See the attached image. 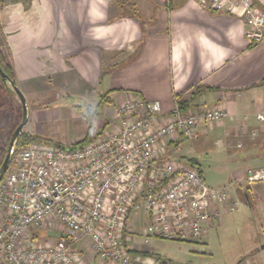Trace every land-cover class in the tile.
<instances>
[{
    "label": "crops",
    "instance_id": "obj_1",
    "mask_svg": "<svg viewBox=\"0 0 264 264\" xmlns=\"http://www.w3.org/2000/svg\"><path fill=\"white\" fill-rule=\"evenodd\" d=\"M254 1L264 8V0ZM121 2L134 3L146 20L144 32L137 18L121 15L127 13L116 7ZM0 19L15 82L25 89L43 92L45 81L63 77L87 100L106 99L115 107L138 95L160 102V122L178 99L191 97L188 110L221 107L224 118L201 124L196 138H166L157 161L191 164V158L204 180L212 175L209 185L229 186V201L204 233L222 225L220 213L233 202L236 209L238 198L245 213L264 218V181L246 180L264 168V119L256 117L264 116V40L251 44L237 15L193 0H5ZM103 68L107 73L100 76ZM114 116L101 125L104 133L117 126ZM148 223L132 211L125 240L132 227L143 232ZM260 244L238 264H264Z\"/></svg>",
    "mask_w": 264,
    "mask_h": 264
},
{
    "label": "built area",
    "instance_id": "obj_2",
    "mask_svg": "<svg viewBox=\"0 0 264 264\" xmlns=\"http://www.w3.org/2000/svg\"><path fill=\"white\" fill-rule=\"evenodd\" d=\"M193 1L237 15L251 44L264 40V9L254 0ZM159 112V101L135 95L118 104V124L102 136L76 145L32 140L13 156L0 180V264H82V238L100 264H168L127 245L130 211L147 217L143 233L171 240L196 238L217 221L229 186L208 185L194 165L157 161V147L176 135L196 138L201 124L222 120L225 111L182 110L175 102L163 122ZM246 180L264 181V168ZM43 227L62 233L41 242Z\"/></svg>",
    "mask_w": 264,
    "mask_h": 264
},
{
    "label": "rangeland",
    "instance_id": "obj_3",
    "mask_svg": "<svg viewBox=\"0 0 264 264\" xmlns=\"http://www.w3.org/2000/svg\"><path fill=\"white\" fill-rule=\"evenodd\" d=\"M0 1L4 5L5 0ZM115 11L112 9L111 12ZM1 49L7 56L9 52L11 54L10 47L3 37H1ZM10 56L12 61V55ZM15 84L25 97L28 112L27 121L21 132L36 135L42 140L47 139L55 145L83 144L100 137L104 134V127L101 129V125L107 126L112 118L115 119V105H110L106 99L87 100L88 96L83 97L82 90L77 91V85L69 79L63 77L48 79L45 81L46 88L43 92L35 91L32 87L25 89L16 82ZM21 118L22 107L15 92L6 93L0 90V163L3 154L6 153L9 139ZM97 125L99 127H96ZM249 150L247 151L252 152V149ZM211 176L206 175L205 180L208 185H214V179L209 178ZM240 194L242 195V191ZM237 200L240 204L236 209L228 208L224 213H220L221 226L211 227L207 233L203 232L196 238L171 240L156 235H146L141 229L132 227L131 229L136 231L129 234L127 245L136 251L145 250L158 255L166 259L168 264H238L255 244L261 243L260 245L264 246V218L259 213H245L242 200L239 198ZM133 213L140 214L138 211ZM61 233V228L51 231L44 230L43 227L40 241H53ZM125 233H128L127 229ZM77 246L82 264H100L87 238H82Z\"/></svg>",
    "mask_w": 264,
    "mask_h": 264
},
{
    "label": "trees",
    "instance_id": "obj_4",
    "mask_svg": "<svg viewBox=\"0 0 264 264\" xmlns=\"http://www.w3.org/2000/svg\"><path fill=\"white\" fill-rule=\"evenodd\" d=\"M3 4L1 3L0 1V7L2 6ZM124 6H125V10L127 13H122L121 15H125V14H129L130 16L132 17H135L138 19L139 23H140V27H141V30L142 32L145 31V22L146 20L144 19V17L137 11V9L135 8V5L134 3H129V4H125L124 2H121V3H117L116 4V7L120 10H124ZM263 8V7H262ZM264 9V8H263ZM214 11V10H213ZM1 37L4 38V40H6L5 36H4V33H3V30H2V27H1V24H0V67L2 68V70L7 74L8 78H10L12 81H14L15 83V74H14V69H13V66H12V61H11V54L9 52V55L7 56L3 50L1 49ZM139 48V46H138ZM107 73V69L106 68H103L102 71H101V74L100 76H103ZM0 90L1 91H4L6 93H12L13 90L10 88V86L2 79L1 75H0ZM199 92V91H197ZM196 92V93H197ZM195 93V92H194ZM193 93V94H194ZM107 94V93H105ZM102 95V97L105 96ZM191 98V97H190ZM189 98V99H190ZM189 99L187 100H181V99H178L177 100V104L179 105L180 109L182 110H186V107H187V103L189 101ZM10 140V139H9ZM32 140H35V141H43V142H46V143H50L49 140L45 139V140H42L41 138L37 137L36 135H29L25 132H21L16 140H15V143L13 145V154L10 155V160H9V165H11L12 163V158L13 156H15L18 152H20L24 147H26V145L28 144L29 141H32ZM9 143V142H8ZM54 144V143H53ZM8 146V144H7ZM6 152H7V148H6ZM6 154V153H5ZM5 154H3L5 156ZM3 156V158H4ZM2 158V160H3ZM1 160V162H2ZM191 165H194V160L193 159H189ZM1 164V163H0ZM199 170V169H198ZM200 172V171H199ZM125 234V233H124ZM137 252H140L142 254H151L149 252H146V251H137ZM158 256V255H156ZM160 257V256H158Z\"/></svg>",
    "mask_w": 264,
    "mask_h": 264
},
{
    "label": "water",
    "instance_id": "obj_5",
    "mask_svg": "<svg viewBox=\"0 0 264 264\" xmlns=\"http://www.w3.org/2000/svg\"><path fill=\"white\" fill-rule=\"evenodd\" d=\"M0 75H1L2 79L15 92L16 96L20 100L21 107H22V118H21V121L17 124V126L15 127V129H14V131H13L11 137H10V140H9V143H8V147H7V152H6V154H5L2 162L0 164V180H1L2 176L4 175V173L7 170L8 164H9V160H10V149L13 147L17 136L20 134L23 125L27 121L28 112H27V105H26V101H25L24 95L18 89V87L16 86V84L14 83V81H12L10 78H8L7 74L2 70L1 67H0Z\"/></svg>",
    "mask_w": 264,
    "mask_h": 264
}]
</instances>
